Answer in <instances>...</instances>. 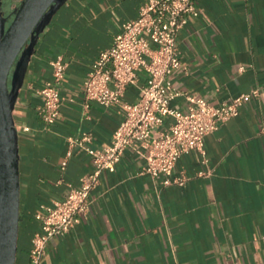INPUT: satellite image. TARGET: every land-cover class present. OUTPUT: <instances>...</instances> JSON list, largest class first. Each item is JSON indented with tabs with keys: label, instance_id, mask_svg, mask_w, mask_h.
<instances>
[{
	"label": "crops",
	"instance_id": "0c3cea01",
	"mask_svg": "<svg viewBox=\"0 0 264 264\" xmlns=\"http://www.w3.org/2000/svg\"><path fill=\"white\" fill-rule=\"evenodd\" d=\"M146 0H66L39 35L13 110L18 133L19 232L14 264H30L40 204L62 199L92 170L90 157L68 149L67 137L92 134L110 143L123 119L120 105L86 100L82 84L91 63ZM176 42L182 67L170 75L177 93L169 106L184 111L187 96L218 105L258 89L238 114L203 139L204 154H181L173 176L142 173L144 159L125 150L114 171H103L90 191L89 213L51 238L40 264H264V0H195ZM66 63L56 120L38 115V90L52 78L50 62ZM146 73L127 85L122 101L135 102ZM88 104L87 109L84 107ZM173 119L163 118L159 131ZM156 130L155 133L158 131Z\"/></svg>",
	"mask_w": 264,
	"mask_h": 264
},
{
	"label": "built area",
	"instance_id": "2783aa9c",
	"mask_svg": "<svg viewBox=\"0 0 264 264\" xmlns=\"http://www.w3.org/2000/svg\"><path fill=\"white\" fill-rule=\"evenodd\" d=\"M200 13L195 0H146L139 6L137 17L124 22L111 45L101 50L91 63L82 84L85 99L105 107L120 105L123 119L107 145L92 146L90 132L67 137L68 149L61 168L76 148L90 157L92 170L80 179L78 187H70L62 199L50 205L40 204L35 211L40 227L31 238L30 264H40L46 243L68 232L89 213L90 191L103 171H114L125 150H132L144 159L142 173L163 175V185H182L185 178L173 176L178 157L191 150L204 154V136L237 115L243 103L258 95L259 90L252 89L218 105L209 104L202 97L187 96L189 104L184 111L169 106L177 94L170 75L182 67L177 33L189 15ZM50 64L52 78L38 90L42 103L37 108L38 115L48 124L59 114L62 101L59 85L66 69L60 56ZM141 71L146 73V81L138 99L131 103L122 101L125 87L134 84ZM84 107L87 109L88 104ZM165 116L173 121L168 131H159ZM15 129L25 133L30 130L25 124L15 125Z\"/></svg>",
	"mask_w": 264,
	"mask_h": 264
},
{
	"label": "water",
	"instance_id": "95a60500",
	"mask_svg": "<svg viewBox=\"0 0 264 264\" xmlns=\"http://www.w3.org/2000/svg\"><path fill=\"white\" fill-rule=\"evenodd\" d=\"M66 0H20L7 19L0 0V264H14L19 232V152L13 110L39 35Z\"/></svg>",
	"mask_w": 264,
	"mask_h": 264
},
{
	"label": "rangeland",
	"instance_id": "374dc122",
	"mask_svg": "<svg viewBox=\"0 0 264 264\" xmlns=\"http://www.w3.org/2000/svg\"><path fill=\"white\" fill-rule=\"evenodd\" d=\"M19 1L20 0H3V2H4L3 3L4 6L2 7L3 8V11L5 13H7L10 10V8H11V4L14 5V6H17L18 3H19Z\"/></svg>",
	"mask_w": 264,
	"mask_h": 264
},
{
	"label": "flooded vegetation",
	"instance_id": "af4514ba",
	"mask_svg": "<svg viewBox=\"0 0 264 264\" xmlns=\"http://www.w3.org/2000/svg\"><path fill=\"white\" fill-rule=\"evenodd\" d=\"M3 3H4L3 0H1V10H2L3 15L5 16V18L7 19L6 25H8L9 21H10L11 18H12V11H13V9L15 8V6L11 4V8H10V10H9L7 13H5V12L3 11V8H2V7L4 6Z\"/></svg>",
	"mask_w": 264,
	"mask_h": 264
}]
</instances>
